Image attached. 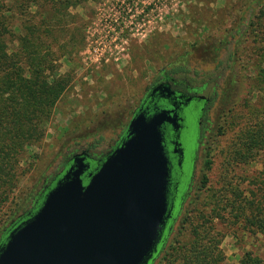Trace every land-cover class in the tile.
<instances>
[{"label":"rangeland","instance_id":"obj_1","mask_svg":"<svg viewBox=\"0 0 264 264\" xmlns=\"http://www.w3.org/2000/svg\"><path fill=\"white\" fill-rule=\"evenodd\" d=\"M250 1L87 0L71 7L72 22L67 18V29L55 32L52 51L58 56L57 72L69 71L72 79L54 108L43 143L28 149L27 155L35 158L27 159L29 171L0 214V232L31 207L34 195L63 168L72 150L106 153L162 71L187 86L202 88L201 94L211 103L201 119L200 128L206 125L207 130L200 139L195 177L152 264L164 263L171 245L188 238L187 216L197 210L213 214L212 205L203 207L198 202L218 200L222 194L231 198L232 186L249 191L263 158L247 163L230 159L254 103L248 92L254 75L253 49L259 44L254 43L252 32L247 37L245 33L258 7ZM73 35L75 41L83 35V44L62 56L61 44ZM176 67L186 71L173 73ZM217 213L213 222L221 234L222 264H236L246 251L264 258L261 235L256 240L228 208L219 207Z\"/></svg>","mask_w":264,"mask_h":264},{"label":"trees","instance_id":"obj_2","mask_svg":"<svg viewBox=\"0 0 264 264\" xmlns=\"http://www.w3.org/2000/svg\"><path fill=\"white\" fill-rule=\"evenodd\" d=\"M86 1L0 0V214L13 198L21 178L29 171L27 159L35 158V155H27L28 149L43 143L54 108L72 79L69 71L64 74L57 72L55 61L58 56L52 51L53 43H57L54 34L67 29V18L70 17L72 22L68 10ZM249 3L258 7L252 12L245 33L247 37L252 32L254 43L259 44L253 49L254 75L248 92L254 103L244 130L239 132L238 140L232 145L230 160L247 163L260 157L263 158L262 169L251 179V188L246 193L238 186H232L231 198L222 194L218 200L198 202L203 207L212 205L213 214L205 215L202 210H197L193 216H187L188 238L171 245L162 264H222L225 259L219 248L221 234L213 222L219 216V207L228 208L236 222L242 220L256 240V235H261L264 240V0H251ZM236 32L241 35L240 29ZM83 42V35L78 36L77 41L74 35L71 36L68 42L61 44L62 56L71 55L76 45ZM181 71H186V68L172 69L173 73ZM210 164V160H206L207 169ZM205 183L206 177L202 185ZM39 193L34 195L33 201ZM40 198L35 210L43 199ZM179 212H175L174 217ZM9 225L0 232V247L12 229L8 228ZM170 228L162 229L163 240L159 241L148 264H152L163 247ZM236 264H264V258L253 251H246Z\"/></svg>","mask_w":264,"mask_h":264},{"label":"water","instance_id":"obj_3","mask_svg":"<svg viewBox=\"0 0 264 264\" xmlns=\"http://www.w3.org/2000/svg\"><path fill=\"white\" fill-rule=\"evenodd\" d=\"M173 112L138 110L100 165L73 162L9 231L0 264H148L170 215L162 127Z\"/></svg>","mask_w":264,"mask_h":264},{"label":"flooded vegetation","instance_id":"obj_4","mask_svg":"<svg viewBox=\"0 0 264 264\" xmlns=\"http://www.w3.org/2000/svg\"><path fill=\"white\" fill-rule=\"evenodd\" d=\"M201 90L202 88L187 86L183 80L178 79L175 75L162 71L159 77L150 84L146 94L138 102L132 113V117L138 110L150 115L160 110L170 111L174 108L173 113L176 114L175 123L164 124L162 127L164 149L170 169L167 188V206L170 215L164 226L167 230H169L170 224L175 218L174 213L180 211L182 200L187 196L188 188L190 187L189 183L195 177L196 164L199 158L198 150L201 144L200 139L203 138V130H207L206 125L202 128H200V125L202 124L201 119L209 108L211 98L202 95ZM194 101L197 104L192 105ZM194 119H197L196 125H193ZM195 128L197 131L196 139ZM125 136L126 128L116 138L109 150L102 155L93 154L88 149L72 150L67 155L63 168L45 183L38 194V198L33 201V205L28 212L20 216L16 222H12L8 228L15 227L34 212L38 199L44 197L45 193L52 187V184L60 178L58 175L64 173L73 162L78 165L81 163L80 159L84 158V162L89 164L87 172H90L100 165L105 157L123 142ZM192 142H194V146ZM188 143L192 144V147H187ZM161 237H163V231ZM162 240L163 238L160 242Z\"/></svg>","mask_w":264,"mask_h":264}]
</instances>
